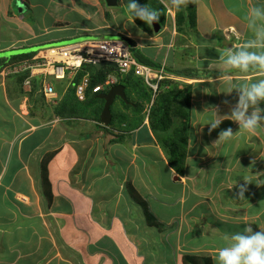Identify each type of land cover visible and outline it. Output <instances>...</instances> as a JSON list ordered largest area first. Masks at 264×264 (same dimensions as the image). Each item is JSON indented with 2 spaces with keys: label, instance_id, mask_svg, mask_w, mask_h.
I'll return each mask as SVG.
<instances>
[{
  "label": "crops",
  "instance_id": "1",
  "mask_svg": "<svg viewBox=\"0 0 264 264\" xmlns=\"http://www.w3.org/2000/svg\"><path fill=\"white\" fill-rule=\"evenodd\" d=\"M11 1L0 0V54L126 36L158 65L179 72L192 68L196 77L171 79L191 85L201 97L190 101L185 168L178 172L147 117L127 128L126 118L136 124L138 115L121 103L114 113L124 116L105 127L100 116L54 114L67 88L53 82L64 80L51 78L53 103L39 92L28 95L15 78L0 79V264H146L162 251L181 261L184 254L209 255L218 264V252L233 234L246 226L264 230V121L249 132L232 116L240 89L264 79V69L217 74L228 68L217 52L255 40L248 17L260 0H189L180 9L159 0L165 15L156 32L153 24L148 30L129 19L131 0L114 7L104 0ZM184 10L185 20L194 14L195 21L178 28L176 13ZM195 41L205 45L198 57L186 52ZM200 65L205 72L197 71ZM153 99L151 92L150 104ZM229 128L232 139L219 141ZM228 146L231 154L238 152L235 159ZM43 162L50 201L41 184ZM127 183L147 203L157 226L148 224ZM241 185H246L243 198Z\"/></svg>",
  "mask_w": 264,
  "mask_h": 264
},
{
  "label": "trees",
  "instance_id": "2",
  "mask_svg": "<svg viewBox=\"0 0 264 264\" xmlns=\"http://www.w3.org/2000/svg\"><path fill=\"white\" fill-rule=\"evenodd\" d=\"M137 2L140 4V6H146L153 10H157L160 13V19L158 23L160 26L164 23V15H165V9L161 2L159 0H137ZM187 17V16H186ZM188 20H185V15L182 12L176 13V22L178 28L185 24L186 22L193 25L195 15L188 16ZM136 23L141 25L144 28H147L149 30V25H147L144 21L140 20L139 18L135 19ZM188 24V25H189ZM149 27V28H148ZM131 52L133 56L137 59V61L141 64L150 66L154 69H159L161 65H158L156 62L150 60L148 57H146L144 54L140 52V50L135 47L131 49ZM35 51L30 52H22L18 54H13L9 57H0V71L3 67L9 66L12 64L18 63L20 60L25 58H30ZM88 69L92 72V82H98L101 81L104 77V71H109L112 69L110 66H106L104 68L97 69L94 66H88ZM163 72L166 73H173L178 76L183 77H196L197 75L192 72V70H173L169 69L168 67H163ZM28 75V72H20L11 75L12 78H15L17 83L22 87V81L23 79ZM119 84H122L124 86V92H125V98L126 100L120 99L123 107L130 108L133 112V114H138L136 124L129 121L127 118V128L134 127L135 125H139L143 121L144 116H140V112L143 113L142 108L144 106V103L150 102L151 100V92L146 91L144 88V82L140 77H134L132 75L125 76L124 78L120 79L118 81ZM173 85L174 88L176 87L177 81L168 78L160 82V88L158 92L156 93L151 105H150V111L148 110L147 114H145V117H147V120L149 122V126L151 130L154 132H161L162 130H167L171 124L169 120L167 122H158L157 121V113L156 110H152L153 106L156 102L159 101L158 97L161 92V87L164 85ZM31 91L28 92V95H32L34 93H42L40 92L41 83L39 77H34L31 80ZM171 88V90H172ZM174 90V89H173ZM172 93V92H171ZM170 93L165 94V98H168ZM117 98V97H116ZM158 99V100H157ZM164 98H160L162 101ZM104 100L98 97V94H90L88 92L87 98L85 101L81 102L79 101L73 93V89L70 88L65 96L61 99L60 102H58L54 106V114L59 117H68V116H77L79 114H82L88 118H96L99 119L100 113L103 109ZM112 106V105H111ZM110 106V110H111ZM184 109V108H183ZM189 103L185 102V111L183 112V121L179 127L174 132V135L160 137V143L162 144V147L165 149V152L167 153V159L168 163L171 166V168L175 169L178 172L184 171L185 168V160L187 156V147H188V133L187 129L189 126ZM170 113V109L165 107L163 109V115L160 116V120L167 118V114ZM112 114V113H111ZM144 115V113H143ZM124 115H112L110 125L112 126L114 124V121L116 118H120ZM41 184L43 188V194L46 197L48 201L51 200L52 194L49 188V183L47 179L46 174V166L43 162V165L41 166ZM127 191L129 192V195L133 199L134 202L139 204L143 210V214L145 216L146 221L150 225H158V222L156 221L155 217L150 213L147 207V203L140 197V195L135 191V189L131 186V184H126ZM182 264H213L212 258L209 255H190V254H184L182 256Z\"/></svg>",
  "mask_w": 264,
  "mask_h": 264
},
{
  "label": "built area",
  "instance_id": "3",
  "mask_svg": "<svg viewBox=\"0 0 264 264\" xmlns=\"http://www.w3.org/2000/svg\"><path fill=\"white\" fill-rule=\"evenodd\" d=\"M114 63L109 71H104L101 81L92 82V72L88 66ZM20 72H28L22 81L23 90L31 91V80L40 78L42 95L56 103L57 96L51 78L64 80L66 92L72 88L74 96L79 101H85L88 95L107 91L111 86L125 76L140 77L147 84L153 97L158 90V83L166 78L163 66L154 69L141 64L133 56L130 46L123 40L88 39L84 38L66 44H49L38 48L30 58L20 60L16 64L5 66L0 71V77L11 76ZM151 105V104H150ZM150 107V106H149ZM148 112V111H147ZM101 124V123H100Z\"/></svg>",
  "mask_w": 264,
  "mask_h": 264
},
{
  "label": "clouds",
  "instance_id": "4",
  "mask_svg": "<svg viewBox=\"0 0 264 264\" xmlns=\"http://www.w3.org/2000/svg\"><path fill=\"white\" fill-rule=\"evenodd\" d=\"M170 2L173 7L180 9L182 6H186L189 0H170ZM129 7L131 10L129 19L133 22L136 18H139L147 25L151 26L154 21L158 23L160 19V13L157 10H153L146 6H140L137 0H131ZM248 22L249 28L254 32L255 40L240 49L228 51L221 57L225 65L232 69H239L245 72L248 71L250 67L264 69V0H260L258 4L251 7ZM133 48H135V46ZM130 49L132 48L130 47ZM107 91L98 93V95L106 93ZM262 101H264V79L249 83L240 89L239 101L233 109L232 116L234 120L239 122L241 129L254 132L262 126L261 122L264 121V115H262V113H264V108L259 107ZM249 108L253 109L251 113H249ZM100 123L105 127L111 126L110 124L104 125L101 121ZM220 123L221 121L219 119L215 120L211 122V127L216 128ZM232 137L233 132L232 129L229 128L223 131L219 141L227 142L230 141ZM245 180L251 182V179L245 178ZM244 191H246V185H241L239 193L241 198H243ZM217 261L218 264H264V230L254 232L251 226H246L243 232L233 234L229 244L219 250Z\"/></svg>",
  "mask_w": 264,
  "mask_h": 264
},
{
  "label": "rangeland",
  "instance_id": "5",
  "mask_svg": "<svg viewBox=\"0 0 264 264\" xmlns=\"http://www.w3.org/2000/svg\"><path fill=\"white\" fill-rule=\"evenodd\" d=\"M13 2H14V0L11 1V4H13ZM183 12L182 13L185 14V17H186L187 12L185 10ZM71 30H72V28H71ZM176 30H177V26H176ZM0 31H3V30H1V28H0ZM179 33H182V32L180 31ZM104 40L110 41V40H113V37L110 38V36H105ZM195 42L198 43L197 45H199V47L196 48L195 47L196 43L193 42L192 44H190V46H186V49H188V51H186V52H187V54H189V51L194 52L195 56L198 57L197 53H204L205 52V50H203L205 45L200 43V42H198V41H195ZM227 50H225V51L224 50H220L219 53L217 52V55L220 54V53H221V55H223L224 53L227 52ZM31 51H35V50L33 49ZM228 51H233V50L231 48V50H228ZM186 52H185V54H186ZM7 53L8 52H4V53L0 54V56L7 57L8 56V55H6ZM220 61H222V59H220ZM185 65H186V63L184 64V67H185ZM177 68H179V67H177ZM229 68H230L229 66H228V68H225V67L221 68V69H219L221 72H218L217 74H219V75L226 74V72H229V71H226V70H229ZM184 69L186 70V68H184ZM188 69L192 70V68H188ZM186 71H188V70H186ZM197 71L205 72V70L203 69V65H200V67L197 68ZM173 75H174L173 73L166 75V79L171 78ZM8 78H12V77L8 76ZM0 79L2 81H6L7 77H4L3 79L0 77ZM163 80H165V79H162L161 81H163ZM160 82L158 83V90H159V88L161 86ZM53 83L56 86L59 85L58 87H61V86L63 87V85L65 86V83H62V85L60 83L58 84L57 81H54ZM184 83L185 82L180 83V82L177 81V84H176L175 88H174L175 85H173V88H172V85H167V84L164 85L163 87H161V92H160L159 97H158L159 101L155 103V105L153 106L152 110L153 109L156 110V113L158 114L157 115V121L158 122L163 123V122H167L169 120L171 126L165 131L162 130L161 132H157L159 134V138L160 137L174 135L175 130L177 129V127H179L181 125V123L183 121V116H184L183 112L185 111L184 110L185 109V102H188L189 106H190V101L191 100L195 99L196 96L197 97L199 96L198 99H200V97H201V93L194 92V90H192V88H191V85H185ZM143 86H144V88L146 89L147 92H149V90H150V92H152L151 88L147 84H144ZM171 88H172V90H171ZM158 90H157V92H158ZM168 93H170L169 96H167L168 98H165V94H168ZM160 98H164V99L161 101ZM120 103H121V101L118 98H116L115 101L113 102L112 106H111L112 115H114V110L118 111V110L121 109ZM143 104H144V106L142 108V111H143L144 115H143L142 112H140V116L141 115L145 116V114H147V111L148 110L150 111V107H149L150 106V102L144 103V101H143ZM165 107L170 109V113L167 114V116H168L167 118H165V119H163L161 121L160 120V116L163 115V109ZM194 112H195V116L200 118L199 116L201 114L199 112L195 111V110H194ZM194 112L192 110V113H194ZM189 113H190V116H191V109H189ZM201 118H202V120L208 119L209 118V113L205 114ZM189 120H190V118H189ZM187 130H189V129H187ZM188 144H189V138H188ZM228 150H229V155H231V157L233 159H235V156L238 154V152L234 150V152L231 154V147H229V146H228ZM159 255L161 256V259H159ZM159 255L158 256L157 255H153L154 257H152V255H151V258H149V263H146V264H180V262L182 264L181 260H178L172 254L169 255V252L167 253L165 251H162L161 253H159ZM149 256H150V254H149Z\"/></svg>",
  "mask_w": 264,
  "mask_h": 264
},
{
  "label": "water",
  "instance_id": "6",
  "mask_svg": "<svg viewBox=\"0 0 264 264\" xmlns=\"http://www.w3.org/2000/svg\"><path fill=\"white\" fill-rule=\"evenodd\" d=\"M104 1L110 7L116 6L117 2H118V0H104ZM153 28H154L155 32L160 30V26L155 21L153 22ZM118 39L125 41L131 48H133L135 46L134 42L130 38L126 37V36H119ZM70 41H74V40H68V41L59 42V43H56V44H65V43L70 42ZM40 47H36L35 49L37 50ZM11 53L12 54H14V53L18 54L19 52L13 51V52H8L7 54H11ZM108 64L110 66H115V64L112 63V62L108 63ZM102 66H104L103 62L96 65V67L98 69L100 67H102ZM98 97L104 100L103 109H102V111L100 113V121L104 125H109L110 122H111V118H112L110 106L113 104L115 98L119 97V98H121L124 101L126 100L125 92H124V86L122 84L115 85V86L111 87L106 93L99 94Z\"/></svg>",
  "mask_w": 264,
  "mask_h": 264
}]
</instances>
